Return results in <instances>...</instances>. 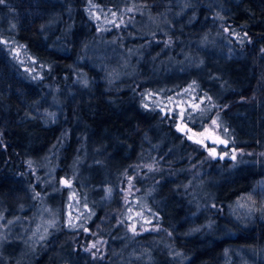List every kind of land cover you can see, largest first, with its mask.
<instances>
[{"label":"trees","instance_id":"trees-1","mask_svg":"<svg viewBox=\"0 0 264 264\" xmlns=\"http://www.w3.org/2000/svg\"><path fill=\"white\" fill-rule=\"evenodd\" d=\"M90 1L0 3V211L20 214L52 186L92 213L84 228L61 224L27 264H264V215L244 226L230 212L264 178V0H140L153 15L167 14V34L130 39L124 48L146 51L159 42L174 59L186 51L204 64L173 71L170 81L159 75L156 85L148 70L152 81L117 86L103 60L85 56L96 34L85 11ZM184 88L201 106L184 121L198 135L214 129L217 155L179 132L175 113L146 101L176 99ZM90 145L106 149L79 170ZM46 169L52 184L43 187ZM62 178L70 186L61 189ZM205 185L210 194L200 208L197 187ZM135 199L145 220L129 218Z\"/></svg>","mask_w":264,"mask_h":264},{"label":"rangeland","instance_id":"rangeland-1","mask_svg":"<svg viewBox=\"0 0 264 264\" xmlns=\"http://www.w3.org/2000/svg\"><path fill=\"white\" fill-rule=\"evenodd\" d=\"M109 1L92 0L85 7L86 14L93 22L96 33L91 37L85 50V56L87 59L99 58L104 61L107 70L111 72L109 73L111 86H117L127 79L135 80L138 78L144 81H152L146 74L148 70L155 73L156 85L159 75L170 81L173 71L186 73L190 69L199 70L200 65L204 64L200 58L189 55L186 51L181 52L180 59H174L171 56V46L159 42H153L146 46V51H142L137 47L126 50L124 44L130 39V41H133L132 39L144 36L154 37L155 31H162L167 34L168 16L167 14L153 15L140 0H116L113 4ZM124 29L127 30L125 36H123ZM120 38H122L121 44ZM9 45L20 57L24 55L23 66L27 68L26 70L31 76H34V66L27 57L28 55L13 40L9 42ZM157 47H159V50H157ZM209 48L212 52H215L218 45L212 42ZM36 74L41 76L40 72ZM83 76H85V72L79 69L77 79L81 85L85 83L84 80L80 81V79H84ZM192 97H196L195 91L191 88H184L176 99L166 94L164 96L158 94L156 99L148 97L146 101L153 103L156 101L155 104L162 107L164 113L170 115L175 113L179 119L177 130L190 139L193 138L203 147L210 149L211 154L217 155L213 145L222 141L216 136L214 129H207L198 135L189 130L187 123L184 121V119L192 118V114L201 107L200 103ZM51 119L54 120L55 117L52 116ZM105 149L104 145L101 147L99 145L85 146L83 148L84 154L78 159L76 168L89 170L90 165H92V153L103 154ZM40 161L41 165L44 166L46 161ZM48 173L49 171L46 169L44 172L46 179L41 180L43 187L52 184L51 180L47 178ZM48 175L52 177V173ZM83 181H86L85 177ZM70 184L71 181L66 178H62L58 182L61 189L64 186H70ZM51 187L49 191V193L52 191L51 194L45 193L40 197H31L30 201L36 202L35 205H31L32 203L26 204L20 214L12 212L8 216L9 214L7 215L4 210L0 211V264H23L25 262L27 264L35 257L34 255L38 251L40 243H44L61 224L69 229L70 227L71 229L85 227L87 222L84 225L82 219L88 216L89 210H91L88 204H82L73 197L72 192L68 198L62 199ZM101 189L104 190L103 187ZM106 189L103 200L100 198L104 202L111 199V194ZM197 193L199 195L197 198L199 207L205 208L207 205L205 200L208 201L210 194L209 187L207 185L197 187ZM27 199L24 197V202ZM137 208H139V203L135 199L130 206L129 218H133V215L138 213L137 216L145 220L147 216L140 211H136ZM133 209H135L134 213H132ZM230 212L235 220L244 226L252 224L257 218H262L264 215V178L250 193L234 202L230 206ZM3 241L4 243H2ZM262 257L264 259V254Z\"/></svg>","mask_w":264,"mask_h":264},{"label":"snow or ice","instance_id":"snow-or-ice-1","mask_svg":"<svg viewBox=\"0 0 264 264\" xmlns=\"http://www.w3.org/2000/svg\"><path fill=\"white\" fill-rule=\"evenodd\" d=\"M0 3H3V0H0Z\"/></svg>","mask_w":264,"mask_h":264}]
</instances>
